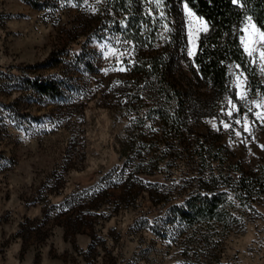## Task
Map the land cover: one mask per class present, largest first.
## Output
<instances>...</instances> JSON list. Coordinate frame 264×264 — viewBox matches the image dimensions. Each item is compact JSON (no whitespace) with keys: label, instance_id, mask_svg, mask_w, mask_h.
Returning a JSON list of instances; mask_svg holds the SVG:
<instances>
[{"label":"rangeland","instance_id":"1","mask_svg":"<svg viewBox=\"0 0 264 264\" xmlns=\"http://www.w3.org/2000/svg\"><path fill=\"white\" fill-rule=\"evenodd\" d=\"M98 4L0 0V264H264V201H234L227 231L204 225L178 244L163 236L166 206L211 170H253L264 158V95L233 65L236 96L210 98L214 110H195L174 132L135 76L142 52ZM172 14L156 15V46L180 35L185 60L172 81L206 96L193 59L208 24L185 4ZM261 33L244 21L241 44L264 83ZM25 78L63 81L62 95L23 88Z\"/></svg>","mask_w":264,"mask_h":264},{"label":"trees","instance_id":"2","mask_svg":"<svg viewBox=\"0 0 264 264\" xmlns=\"http://www.w3.org/2000/svg\"><path fill=\"white\" fill-rule=\"evenodd\" d=\"M21 1L38 10L49 5V0ZM153 1L157 0H99L97 7L98 13L105 17L113 14L112 30L142 52L133 70L143 83V94L155 98L151 110L161 122L179 132L195 110H214L207 101L221 102L231 94L235 97L230 75L233 65L247 75L253 94L264 95V83L241 44L242 27L248 17L264 33V0H236L235 3L233 0H158L160 10ZM181 4L203 18L209 27L200 36L193 59L194 78L205 85L206 96L196 97L172 81L174 71L185 60L180 35L171 32L161 47L156 46L161 23L156 15L160 12L171 19L172 13L178 14ZM22 83L23 88L49 99L62 95L63 81L25 78ZM234 201L250 208L264 201V158L253 170H245L241 165L232 172L211 170L196 191L166 206L163 236L178 244L187 240L188 233L204 225H217L227 231L238 222ZM183 264L208 263L199 260Z\"/></svg>","mask_w":264,"mask_h":264},{"label":"snow or ice","instance_id":"3","mask_svg":"<svg viewBox=\"0 0 264 264\" xmlns=\"http://www.w3.org/2000/svg\"><path fill=\"white\" fill-rule=\"evenodd\" d=\"M233 2L235 3L236 2V0H233ZM262 35H264V33H261Z\"/></svg>","mask_w":264,"mask_h":264}]
</instances>
